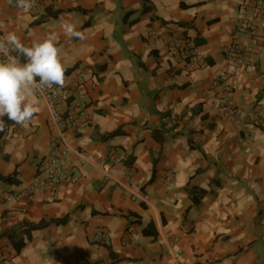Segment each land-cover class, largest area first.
Returning <instances> with one entry per match:
<instances>
[{
	"label": "crops",
	"instance_id": "obj_1",
	"mask_svg": "<svg viewBox=\"0 0 264 264\" xmlns=\"http://www.w3.org/2000/svg\"><path fill=\"white\" fill-rule=\"evenodd\" d=\"M253 1L0 0V38L52 39L67 77L59 121L44 92L27 127L3 118L0 264H264V39L239 24L261 22ZM58 145L71 180L20 197Z\"/></svg>",
	"mask_w": 264,
	"mask_h": 264
},
{
	"label": "clouds",
	"instance_id": "obj_2",
	"mask_svg": "<svg viewBox=\"0 0 264 264\" xmlns=\"http://www.w3.org/2000/svg\"><path fill=\"white\" fill-rule=\"evenodd\" d=\"M16 7L28 11L33 0H17ZM60 26L69 36L85 38L68 20H62ZM0 56L4 58L0 60V132H3L4 117L14 125L27 127L39 112L36 94L54 86L63 88L67 77L61 49L52 39L26 46L14 32H9L0 39Z\"/></svg>",
	"mask_w": 264,
	"mask_h": 264
},
{
	"label": "built area",
	"instance_id": "obj_3",
	"mask_svg": "<svg viewBox=\"0 0 264 264\" xmlns=\"http://www.w3.org/2000/svg\"><path fill=\"white\" fill-rule=\"evenodd\" d=\"M253 4L260 14L261 22L255 24L248 19H241L239 24L244 31L252 36L253 45L259 47L261 41L264 39V0H254ZM1 39V38H0ZM226 54L231 63L235 66V69L227 74L219 77L216 81V86L222 93L227 92L228 95L233 92V80L237 75L239 70L246 61L244 49L234 43L225 49ZM15 55V53H12ZM2 57V56H1ZM3 58V57H2ZM200 59L201 56L198 55ZM4 59V58H3ZM44 94L50 99V106L54 110V116L57 121H59V115L57 114L55 108V103L59 96L58 92L54 89L43 91ZM83 98V97H82ZM226 104L229 105L227 101ZM240 111H235L234 116H240ZM252 122H258V116L256 114H251L249 116ZM71 156V150L65 145L56 146L40 165L38 169V174L32 184L24 188V190L19 194L22 198H31L36 194L52 195L55 193L60 186L66 184L71 180V173L69 170V159ZM116 163L121 162L120 159L115 160ZM105 234V232H101Z\"/></svg>",
	"mask_w": 264,
	"mask_h": 264
},
{
	"label": "trees",
	"instance_id": "obj_4",
	"mask_svg": "<svg viewBox=\"0 0 264 264\" xmlns=\"http://www.w3.org/2000/svg\"><path fill=\"white\" fill-rule=\"evenodd\" d=\"M146 11H147V9H144V13H145ZM61 14H62V11L52 12V11H49V10H48V15H49V17H50V18H53V19H57V18H59ZM40 23H41V21L38 22V24H40ZM120 134H122L121 130L116 131V132H114V133L108 135V136L106 137V139H108V138H112V137H114V136H118V135H120ZM0 181H5V182H8V183H13V179H12V178H0ZM64 222H65V221H63V222H57V224H62V223H64ZM28 226H29V228H28L29 231H28V233H27V240L30 241L31 238H32V236H31V233H32V232H34V231H38V230H43V229H45V228L48 226V224L41 223V224H39V225H28Z\"/></svg>",
	"mask_w": 264,
	"mask_h": 264
}]
</instances>
